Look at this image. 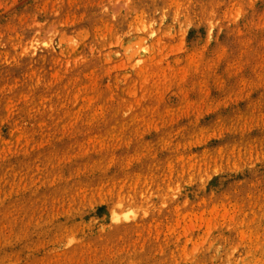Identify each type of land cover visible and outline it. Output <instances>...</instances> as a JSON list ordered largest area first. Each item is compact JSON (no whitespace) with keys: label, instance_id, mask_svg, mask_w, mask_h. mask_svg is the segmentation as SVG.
<instances>
[{"label":"rangeland","instance_id":"rangeland-1","mask_svg":"<svg viewBox=\"0 0 264 264\" xmlns=\"http://www.w3.org/2000/svg\"><path fill=\"white\" fill-rule=\"evenodd\" d=\"M0 264H264V0H0Z\"/></svg>","mask_w":264,"mask_h":264}]
</instances>
